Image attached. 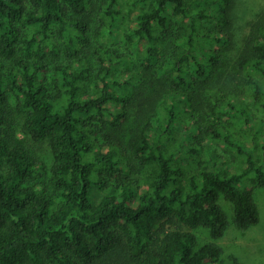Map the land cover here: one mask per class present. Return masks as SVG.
I'll return each mask as SVG.
<instances>
[{"label": "trees", "instance_id": "trees-1", "mask_svg": "<svg viewBox=\"0 0 264 264\" xmlns=\"http://www.w3.org/2000/svg\"><path fill=\"white\" fill-rule=\"evenodd\" d=\"M121 1L0 0V264H215L258 221L264 7Z\"/></svg>", "mask_w": 264, "mask_h": 264}, {"label": "rangeland", "instance_id": "rangeland-1", "mask_svg": "<svg viewBox=\"0 0 264 264\" xmlns=\"http://www.w3.org/2000/svg\"><path fill=\"white\" fill-rule=\"evenodd\" d=\"M264 7V0H236L234 12V25L238 33L246 31L245 21L253 17V14ZM122 13L127 16L130 10V1H121ZM119 71V70H118ZM190 124L185 119L182 124ZM253 198L258 209V221L241 230L229 225L224 234L215 242L222 248L219 260L215 264H231L234 260L237 264H264V187L253 190ZM222 206L231 217V206L220 199ZM199 242L209 239L204 229H197Z\"/></svg>", "mask_w": 264, "mask_h": 264}]
</instances>
